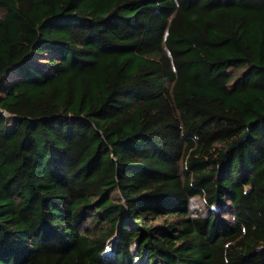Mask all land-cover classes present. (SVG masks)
<instances>
[{
	"label": "trees",
	"instance_id": "trees-1",
	"mask_svg": "<svg viewBox=\"0 0 264 264\" xmlns=\"http://www.w3.org/2000/svg\"><path fill=\"white\" fill-rule=\"evenodd\" d=\"M0 264H264V0H0Z\"/></svg>",
	"mask_w": 264,
	"mask_h": 264
},
{
	"label": "rangeland",
	"instance_id": "rangeland-1",
	"mask_svg": "<svg viewBox=\"0 0 264 264\" xmlns=\"http://www.w3.org/2000/svg\"><path fill=\"white\" fill-rule=\"evenodd\" d=\"M231 71H234V69H232ZM8 116H9L8 118L10 119L9 122H8V127H11L15 123V118L16 117L10 116V115H8ZM115 240H116V237H114L111 240H109L107 251L109 250L111 252V250L114 248V245H113V247L111 246V242L114 241V243H115Z\"/></svg>",
	"mask_w": 264,
	"mask_h": 264
},
{
	"label": "bare ground",
	"instance_id": "bare-ground-1",
	"mask_svg": "<svg viewBox=\"0 0 264 264\" xmlns=\"http://www.w3.org/2000/svg\"><path fill=\"white\" fill-rule=\"evenodd\" d=\"M113 245H114V241L111 242V246H112V247H113Z\"/></svg>",
	"mask_w": 264,
	"mask_h": 264
},
{
	"label": "water",
	"instance_id": "water-1",
	"mask_svg": "<svg viewBox=\"0 0 264 264\" xmlns=\"http://www.w3.org/2000/svg\"><path fill=\"white\" fill-rule=\"evenodd\" d=\"M6 116L10 115L9 113H5Z\"/></svg>",
	"mask_w": 264,
	"mask_h": 264
}]
</instances>
